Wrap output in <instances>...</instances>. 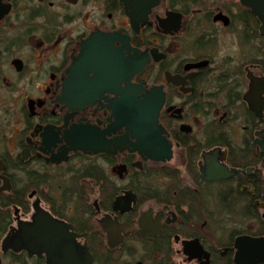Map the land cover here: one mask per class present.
I'll return each mask as SVG.
<instances>
[{
  "label": "flooded vegetation",
  "instance_id": "af4514ba",
  "mask_svg": "<svg viewBox=\"0 0 264 264\" xmlns=\"http://www.w3.org/2000/svg\"><path fill=\"white\" fill-rule=\"evenodd\" d=\"M0 8V196L25 189V176L37 175V186L25 189L30 192L29 212L9 208L13 225L2 240L20 222L32 223L37 201L39 208L82 236L78 242L88 248L94 264L105 263L93 258L92 233L102 237L109 252H121L122 257L135 238L156 240L167 232L171 252L180 246L176 254L190 264L203 261L189 262L182 242L198 240L210 253V264L229 257L233 264L235 239H264L263 23L243 0H3ZM81 60L90 71L72 72ZM101 60L106 63L104 73L97 72ZM144 61L147 65L141 71H130L126 78L136 99L152 91L163 95L158 122L163 150L170 148L171 160L144 158L130 145L113 154L71 151L69 135L82 127L103 135L107 143L127 138L135 146L136 138L116 118L120 91L127 88L118 66ZM70 93L87 94L88 101L74 104L67 97ZM54 156L67 161L52 164ZM81 158L109 177L107 181L118 189L115 199L130 193L135 200L120 214L113 211V204L111 211L101 209L95 194L90 204L94 215L84 219L90 230L77 232L70 222L53 215L41 197L49 191L42 186V175L45 170L54 176L73 173ZM225 171L232 176L215 181L202 177ZM7 181L11 191L2 192ZM138 182L172 193L176 202L165 198L160 203H138L134 190ZM149 203L161 211L141 212ZM207 203L217 208L213 217L203 210ZM149 211L152 220L158 216L164 226L156 238L138 233L139 220ZM106 215L130 226L129 236L115 250L108 247L99 224ZM209 221L216 227L222 221L231 226L227 243L214 251L202 235ZM1 244V264L13 254L46 264L45 256L29 258L26 252L12 251L4 255ZM138 262L147 264L142 260L133 264Z\"/></svg>",
  "mask_w": 264,
  "mask_h": 264
},
{
  "label": "water",
  "instance_id": "95a60500",
  "mask_svg": "<svg viewBox=\"0 0 264 264\" xmlns=\"http://www.w3.org/2000/svg\"><path fill=\"white\" fill-rule=\"evenodd\" d=\"M3 0H0V4ZM243 4L252 10L254 17H257L262 23L261 33L264 35V0H243ZM2 9L0 8V17H2ZM85 51V48H84ZM84 60V59H83ZM81 60L73 68L74 72H88L86 66ZM98 73H104V60H101ZM77 65L82 66L78 68ZM147 62L139 64L119 63L118 72L122 74L123 80L127 85L124 91H120L121 99L117 102L118 111L116 118L120 126H124L127 131H130L133 138H136L137 143L131 145L127 138L113 143H107L103 135H98L94 131L86 128H75L71 131L68 139L71 151H81L83 154L96 155L100 153L113 154L115 150L123 151L127 145L133 147L134 151L147 159L165 162L170 161L172 154L170 148L167 146L164 149V142L161 138L162 128L159 125V114L163 106L164 97L160 93L148 92L140 99H136L135 92L130 85V81L126 78L128 73L141 71ZM107 65V70H108ZM79 83H84L83 80ZM103 86V85H102ZM84 88V87H83ZM100 89V88H99ZM102 93V92H101ZM137 93V92H136ZM72 95V96H71ZM71 101H75L77 105L83 106L88 100L86 94H73L67 95ZM74 100H73V99ZM75 105V107L80 108ZM47 143H50L52 138L48 134ZM95 141H98L97 143ZM65 156V153H63ZM64 157L61 159L57 156L52 157L50 162L59 165L66 162ZM124 167L120 168L123 169ZM231 173L225 171L221 176L202 175L205 181L222 180L231 177ZM11 185L7 181L6 187L1 191H11ZM126 193L127 197H118L113 204V211L120 212V214L129 211L131 203L134 202L135 197ZM32 198V197H30ZM40 202L37 201L34 205L35 215L33 216L32 223H19L18 229H12L9 235L2 240L1 252L6 255L10 251L14 253L26 252L29 258H42L46 257V264H94L91 254L85 245H81L78 240L82 237L73 231V227L65 222L58 221L52 216L39 208ZM152 211L142 215L139 220L140 231L139 234L148 237L156 238L162 232L163 225L157 216L152 220ZM264 219V215L262 217ZM100 226L107 234V244L111 250H115L123 244L129 233H126L130 226L119 225L118 220L111 219L110 215H106L101 221ZM124 236H123V235ZM235 257L233 264H264V239L263 238H250L240 237L235 239ZM177 241L179 239L177 238ZM185 256L188 261L194 260L203 261L201 264H210L211 255L206 252L204 247L198 240L182 242ZM2 263L0 255V264ZM137 264H144L138 262Z\"/></svg>",
  "mask_w": 264,
  "mask_h": 264
},
{
  "label": "trees",
  "instance_id": "16d2710c",
  "mask_svg": "<svg viewBox=\"0 0 264 264\" xmlns=\"http://www.w3.org/2000/svg\"><path fill=\"white\" fill-rule=\"evenodd\" d=\"M50 170H45L42 175V186L48 187V193L41 194L43 200L51 207L53 215L70 222L75 230L79 232L82 229H89V221H85L94 215V209L91 204V197L95 194L99 195L100 207L104 211L112 210V203L119 195L118 189L107 181L105 173L97 166L83 165L77 167L73 173H67L64 176H54ZM26 181H24L25 189L37 186L36 173H28ZM94 182L96 186L92 185ZM98 188V190H97ZM148 183H137L134 187L135 192L139 194V202L142 204L144 201L157 200L159 203L162 199H171L173 203L176 202L172 198V193L162 191V188L147 189ZM25 189H14L11 196H0L2 203L0 209V242L7 234L9 228L13 225L12 212L9 208L16 206L24 213L30 210L27 202V196L30 192ZM97 190V191H96ZM195 199H198L196 196ZM198 202V201H197ZM203 210H208L205 204ZM255 217V216H252ZM85 219V220H84ZM90 230V229H89ZM89 240V247L93 253V258L96 262H103L105 264H119L121 259V252H109L104 246L103 239L97 233H92ZM134 239V238H133ZM136 239V238H135ZM134 239V240H135ZM139 244L143 245L145 255L151 260L153 264H172V252L170 247V236L165 232L160 238L156 240L137 239ZM136 241V242H137ZM129 255H133L130 254ZM160 257L161 260L155 263V258ZM11 264H43L44 261L33 260L29 261L25 255L14 256L8 258ZM144 260V259H142ZM224 264H232L231 258L222 261ZM124 264H126L124 262Z\"/></svg>",
  "mask_w": 264,
  "mask_h": 264
},
{
  "label": "rangeland",
  "instance_id": "374dc122",
  "mask_svg": "<svg viewBox=\"0 0 264 264\" xmlns=\"http://www.w3.org/2000/svg\"><path fill=\"white\" fill-rule=\"evenodd\" d=\"M89 161L86 159H80L77 162H75V166L78 165L79 166H83L88 163ZM76 167V168H77ZM95 199L92 198V202ZM207 210L208 212L211 214V216L213 215V213H215L217 211V208L213 206L212 203H207ZM30 206H31V202H30ZM149 208H153L156 212L161 211V207H159L158 205L154 204V203H149L145 206H143L141 208V212L142 211H146ZM31 213H29L28 215H26V218H29ZM213 217V216H212ZM229 229H231V226L229 224V222L227 221H222L217 227L213 226L212 222L209 221L207 226L205 227V230H203V237L206 240L205 242L207 243L206 245L214 250H218V248H216V246L218 244H221V246H224L227 243V234L229 233ZM1 244V242H0ZM128 249H125L124 254L122 255L121 259H120V263L119 264H124L128 263V264H133L139 260L144 261L147 264H152L151 260H149L147 258V255H145V250L143 245L139 244L136 241H130L127 245ZM219 250L223 251V248H219ZM180 251V246H175V249L173 251V256H172V264H190L186 261L185 257H183L180 254H176ZM133 254V255H129ZM4 264H11V262H9V260L4 261ZM159 262L158 259H155V263ZM217 264H224V262H222L221 260L216 261ZM194 264V263H192Z\"/></svg>",
  "mask_w": 264,
  "mask_h": 264
}]
</instances>
